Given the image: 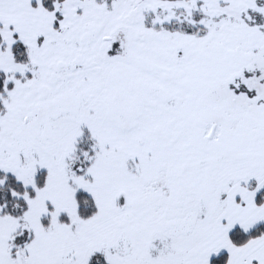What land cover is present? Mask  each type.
<instances>
[{"label": "snow or ice", "instance_id": "6c2138e0", "mask_svg": "<svg viewBox=\"0 0 264 264\" xmlns=\"http://www.w3.org/2000/svg\"><path fill=\"white\" fill-rule=\"evenodd\" d=\"M0 264H264V0H0Z\"/></svg>", "mask_w": 264, "mask_h": 264}]
</instances>
